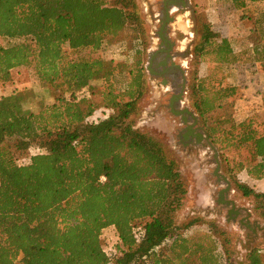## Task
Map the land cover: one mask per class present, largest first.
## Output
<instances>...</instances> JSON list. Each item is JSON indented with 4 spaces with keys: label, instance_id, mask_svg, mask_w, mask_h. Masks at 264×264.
<instances>
[{
    "label": "trees",
    "instance_id": "trees-1",
    "mask_svg": "<svg viewBox=\"0 0 264 264\" xmlns=\"http://www.w3.org/2000/svg\"><path fill=\"white\" fill-rule=\"evenodd\" d=\"M262 1L230 0L254 22L246 48L203 21L195 64L214 53L216 69L193 77L189 99L234 189L264 205V191L235 176L245 169L264 179V92L260 110L238 121L241 87L225 84L246 65L264 71V7L254 4ZM127 32L138 41L131 62L68 57ZM0 37L21 40L0 45V84L12 69L33 65L40 82L59 92L37 112L26 105L31 91L0 97V264H239L235 239L217 220L177 221L188 194L179 161L163 135L135 128L148 93L135 0H0ZM220 109L221 117L207 119ZM102 110L108 113L95 119ZM32 147L40 152L19 164L16 155ZM199 223L206 230L190 234ZM107 228L118 237L109 254L101 240ZM263 251L251 245L244 264H262Z\"/></svg>",
    "mask_w": 264,
    "mask_h": 264
},
{
    "label": "rangeland",
    "instance_id": "rangeland-1",
    "mask_svg": "<svg viewBox=\"0 0 264 264\" xmlns=\"http://www.w3.org/2000/svg\"><path fill=\"white\" fill-rule=\"evenodd\" d=\"M138 6L140 16L144 22L145 34H146V61L144 67L147 63L148 53L154 50L159 39L156 35L158 29L159 12L162 4V0H135ZM216 0H192L191 5L195 10L192 17L188 11L181 10L178 12H173V21L169 25V35L172 41L175 42L174 51H179L182 53L183 57H180L177 61L183 65L186 71L187 77V87L184 94V105L194 110L191 106L189 99V87L194 76L196 78L204 77L211 74L216 68V63L214 61L215 54L208 53L203 56L199 64H195L194 50L196 44L200 40L201 25L204 20L213 23L214 27L225 37L233 39L232 41L242 42L245 48L248 44L249 34L251 28L254 25L252 19L241 18V12L236 11L231 6L230 0H220V7L216 11H212L215 7ZM264 7V6H262ZM217 15L220 17V24L216 23L212 19V15ZM19 39H8L5 37H0V45L7 46L16 42H20ZM138 41L132 39V36L127 32L125 36L116 41L105 43L101 49L98 51L90 52L88 49L81 51H69V59H79L87 57H100L106 60H122V61H132L134 55V49L137 46ZM242 46V45H241ZM254 58L259 59L261 57V52ZM246 56V55H245ZM249 59V58H248ZM251 71H256V67H251ZM228 69V67H227ZM226 67H223L224 72L227 71ZM146 78L148 84L147 97L142 103V108L140 114L136 117L135 128L141 129L144 132L150 134H161L163 135L164 142L170 147L173 154L176 156L180 164V170L188 183V194L185 198L184 207L177 215V221L184 222L188 218L192 217H202L204 219L217 220L221 225L226 227L228 231L231 232V236L235 239V249L237 250L236 260L239 264H244V258L247 254L248 248L255 243H259L261 247H264V205L262 203L254 204L253 200L241 196L239 192L234 189V184L228 177V171L226 169V163L222 161L219 154L221 162V172L228 177L231 182L232 190L229 193V198L233 199L236 205L245 206L252 211L251 222L254 221L261 224L263 227L257 231V237L249 238L251 235V230L240 225L238 222H227V208L218 204L216 202L218 197V191L221 189V185L217 183L215 176L213 175L214 165L211 164V154L212 152L207 149L204 155L198 156V151L193 152V156L187 157L182 145L180 144L177 133L181 125L175 116L170 114L166 109H159L160 104H166L170 92L165 90V87L161 86L160 80L158 78H153L149 75L146 68ZM100 84L99 81H94L93 86L97 87ZM225 84H234L228 79ZM250 85L252 87V93H262L264 92V82L259 78L257 81L251 80ZM247 86V85H246ZM31 91L33 97L30 98L26 105L34 112H37L40 108V103L50 104L56 100L59 96V92L55 91L49 84L40 82L36 76L35 69L33 65L20 66L11 70V79L6 84H0V97L6 96L20 91ZM162 107V106H161ZM195 112V110H194ZM108 112L98 111L95 114V119L103 118ZM223 115V110H217L207 115L208 120H214ZM153 116V117H151ZM151 117V118H150ZM155 118V119H154ZM238 119L235 116V119ZM199 124L203 126L202 120L199 117ZM173 122H176L175 124ZM166 131H170L169 135ZM216 147V146H215ZM40 152L37 148L32 147L26 154H17L16 158L19 164L26 163L29 160V156ZM195 156V157H194ZM229 159L230 156H227ZM199 164H205L207 167V178L202 179L206 182L207 186L210 182L215 187L212 188V194L210 195V205L205 208L194 207L196 194L200 192L202 184L198 186L193 185V178L191 176L192 169H196ZM194 175V173H193ZM238 181L242 182L241 178L235 175ZM247 180V178H246ZM244 183L246 181H243ZM256 185V184H254ZM260 189L264 190V186H260ZM195 209V210H193ZM186 217V218H185ZM205 225L198 224L196 227L190 229V234H199L205 231ZM260 231V232H259ZM102 246L107 253H113L116 243H118V237L115 231L111 228L103 230L101 234ZM262 264H264V251L261 253Z\"/></svg>",
    "mask_w": 264,
    "mask_h": 264
},
{
    "label": "water",
    "instance_id": "water-1",
    "mask_svg": "<svg viewBox=\"0 0 264 264\" xmlns=\"http://www.w3.org/2000/svg\"><path fill=\"white\" fill-rule=\"evenodd\" d=\"M166 5L172 6L173 0L164 1V9L162 15L165 17L162 20V24L157 33L159 39L161 40V45L156 50H152L148 53L147 63L145 68L150 76H160L164 78V83H166V76H171L173 73L179 71L183 75L184 84L187 82L184 75L185 70L182 64H177L174 62V55H170V51L174 46V42L169 40L167 33V26L171 17H169V10ZM188 4L182 3V7H186ZM190 7V5H188ZM191 17L194 15L192 13V8L190 7ZM158 58H162L158 61ZM171 60V65H168V61ZM162 68V69H160ZM159 71V72H157ZM186 86L182 85L178 90V94L174 95L170 99L169 108L171 113L180 116L182 123L188 124L186 128L179 133V138H184L187 142H195L196 144H201L203 140L207 142V145L213 151V163L215 164V169L213 175L217 178L218 183L223 186L218 193L216 202L227 208L226 221L227 222H238L245 228L250 229L254 234L257 230H261L263 227L260 223L254 221L251 222V213L246 207H238L233 199L229 198V193L232 190L231 182L226 175L221 173V162L219 158L218 149L210 140L207 131L200 125L198 115L188 107L180 108L182 101L184 100V94L186 92ZM180 108V109H179ZM186 143H184V146ZM240 217V218H239Z\"/></svg>",
    "mask_w": 264,
    "mask_h": 264
},
{
    "label": "crops",
    "instance_id": "crops-1",
    "mask_svg": "<svg viewBox=\"0 0 264 264\" xmlns=\"http://www.w3.org/2000/svg\"><path fill=\"white\" fill-rule=\"evenodd\" d=\"M217 3H215V7L214 9H212V11H216L217 8H219L220 6V0H216ZM254 4H259L260 6H264V1L259 2V3H254ZM242 12V11H241ZM212 19L214 22L220 24V17L217 15H212ZM252 68H250L249 65H246L243 67L242 71H240V73H236L235 75L231 76L230 78H227L229 81H232L234 84L239 85L241 87V91H242V97L237 100V104L235 105V109H234V116H237L238 119L236 118V120L241 121L244 120L245 118H247L248 116H250L251 114H253L254 112H257L260 110L261 107V93H252V87L250 85L251 80L253 81H257L258 78L264 82V71H262L260 68L256 71H251ZM247 85V86H246ZM153 117V116H151ZM150 117V118H151ZM155 119V118H154ZM203 127V126H202ZM205 129V127H203ZM206 130V129H205ZM207 131V130H206ZM170 131H166V134L169 135ZM208 133V131H207ZM209 135V134H208ZM191 142H187L186 141V145H189ZM187 151H185L186 153ZM194 152V151H193ZM205 150H201L199 151L197 154L200 157L201 155L205 154ZM194 153H189L187 152L186 155H188L187 157H190L191 155L193 156ZM195 157V156H194ZM192 178H193V185L198 186L199 184H202L201 188H200V192H198V194H196V198H195V206L194 207H199V208H205V206H209L210 205V195L212 194V188H214L215 186L212 185L210 182L208 183V186L206 184V182H203L202 179L204 178L206 180L207 178V167H205V164H199L196 166V169H192ZM194 173V175H193ZM238 178L242 179L243 181H246L245 184H247L249 187H251L252 189H254L255 191H264L263 189H260V186H264V179H254L252 178L247 171L241 170L237 173ZM247 178V180H246ZM203 179V180H204ZM241 182V181H240ZM244 183V182H243ZM256 184V185H254ZM238 207H245V206H240L237 205ZM247 208V207H246ZM248 211L252 214V211L247 208ZM195 210V209H193ZM186 218V217H185ZM181 222V221H179ZM260 232V231H259Z\"/></svg>",
    "mask_w": 264,
    "mask_h": 264
},
{
    "label": "flooded vegetation",
    "instance_id": "flooded-vegetation-1",
    "mask_svg": "<svg viewBox=\"0 0 264 264\" xmlns=\"http://www.w3.org/2000/svg\"><path fill=\"white\" fill-rule=\"evenodd\" d=\"M164 1H166V0H162V4H161V8H160V12H159V19H158V21H159V25H158V29H157V31H156V35H157V33H158V31H159V29H160V26H161V24H162V20L165 18L163 15H162V12H163V9H164ZM191 1L192 0H173V5L172 6H169V5H166L167 6V8H168V10H169V17H171L172 18V20H170L169 21V23H168V26H167V33H168V36H169V40L170 41H172V39L170 38V35H169V25H170V23L173 21V19H174V16H172V14H173V12H176V10L178 11V12H180L181 10H183V11H188L189 13H190V16H191V11H190V7L192 8V13L193 14H196L195 13V10H194V8L192 7V5H191ZM183 2H185L186 4H188V5H190V7H188V5L186 6V7H182V3ZM157 37H158V35H157ZM158 39H159V37H158ZM172 42H174V41H172ZM161 40L159 39V43H158V45H157V47L154 49V50H156V49H158V47L161 45ZM174 48H175V42H174V46H173V48H172V50L170 51V55H174V62L175 63H177V64H181L180 62H178L177 60L180 58V57H183V55H182V53H180L179 51L177 52V51H174ZM161 59L162 58H158V61H161ZM171 65V60H169L168 61V65L167 66H170ZM183 66V65H182ZM160 69H162V68H160ZM157 72H159V71H157ZM184 75H185V77H186V71H185V73H184ZM153 78H158L159 80H160V84H161V86H163V87H165V90L166 91H169L170 92V96H169V98H168V100H167V102H166V104H160L159 106V109H161V108H163V109H166V110H168L169 112H170V114H172L171 113V109L169 108V104H170V99L174 96V95H176V94H178V90L181 88V86L182 85H185L186 87H187V82L184 84V82H183V75L179 72V71H177V73H173V75H171V76H166L165 77V79H166V83H164V78H162V77H160V76H152ZM186 80H187V77H186ZM184 100L182 101V105H181V107L180 108H184V107H187V106H185L184 105ZM162 106V107H161ZM179 108V109H180ZM188 108H190V106L188 107ZM191 109V108H190ZM192 110V109H191ZM194 111V110H193ZM196 113V112H195ZM197 114V113H196ZM173 116H175L176 118H177V120L179 121V124L181 125V127H180V129L178 130V133H177V138H178V140H179V142H180V144L182 145V147H183V149H184V151H187V152H189V153H193V151L195 152V151H203V150H207V149H209L211 152H212V154H211V164L212 165H214L215 166V164L213 163V151H212V149H210L209 147H208V145H207V142L205 141V140H203L202 141V143L201 144H196L195 142H192V143H190L189 145H185L184 146V143H186V139H184V138H179L178 136H179V133L181 132V131H183L185 128H186V126L188 125V124H184V123H182V120H181V117L180 116H176V115H174V114H172ZM198 115V114H197ZM199 117V116H198ZM200 122V121H199ZM174 124L176 123V122H173ZM198 125H200L199 123H198ZM201 126V125H200ZM186 152V153H187ZM214 169H215V167H214ZM214 169H213V172H214ZM222 173V172H221ZM216 178V177H215ZM216 180H217V178H216ZM217 183H218V181H217ZM219 185H220V183H218ZM222 186V185H221ZM223 188V186L221 187V189ZM220 191V190H219ZM219 191H218V193H219ZM221 205V204H220ZM240 218V217H239ZM264 230V229H263ZM258 231V230H257ZM261 231V230H260ZM251 235L252 236H249V238H252V237H257V235H258V233H256V234H254L252 231H251Z\"/></svg>",
    "mask_w": 264,
    "mask_h": 264
},
{
    "label": "built area",
    "instance_id": "built-area-1",
    "mask_svg": "<svg viewBox=\"0 0 264 264\" xmlns=\"http://www.w3.org/2000/svg\"><path fill=\"white\" fill-rule=\"evenodd\" d=\"M101 180L104 181V180H105V177L102 176V177H101ZM108 254H109V253H108Z\"/></svg>",
    "mask_w": 264,
    "mask_h": 264
}]
</instances>
